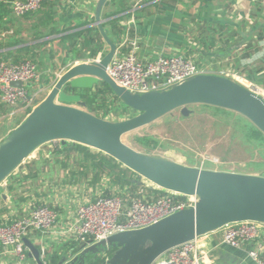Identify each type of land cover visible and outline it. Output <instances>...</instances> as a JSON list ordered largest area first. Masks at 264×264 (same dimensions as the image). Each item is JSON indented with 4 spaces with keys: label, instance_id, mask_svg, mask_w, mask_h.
Returning a JSON list of instances; mask_svg holds the SVG:
<instances>
[{
    "label": "water",
    "instance_id": "95a60500",
    "mask_svg": "<svg viewBox=\"0 0 264 264\" xmlns=\"http://www.w3.org/2000/svg\"><path fill=\"white\" fill-rule=\"evenodd\" d=\"M107 0H97L94 26L107 51L99 60H85L64 71L45 98L0 141V183L37 148L51 141L62 145L72 142L100 151L165 190L196 194L192 208L174 212L143 228L117 232L76 252H66L55 264H88L89 255L114 248L102 264H152L168 249L214 232L223 225L252 220L264 222V176L218 171L187 166L151 154L142 153L122 141V136L180 108L204 104L244 116L264 135V98L230 77L200 73L167 89L131 92L116 83L107 67L116 42L108 37L101 10ZM109 86L131 117L111 121L84 110L85 101L76 90H90L98 83ZM21 87L20 81L12 83ZM75 103L78 107L73 106ZM3 196V195H2ZM28 256L36 264H45L39 247L24 238Z\"/></svg>",
    "mask_w": 264,
    "mask_h": 264
},
{
    "label": "crops",
    "instance_id": "0c3cea01",
    "mask_svg": "<svg viewBox=\"0 0 264 264\" xmlns=\"http://www.w3.org/2000/svg\"><path fill=\"white\" fill-rule=\"evenodd\" d=\"M96 2L97 0H55L42 4L37 11L22 17L13 16L18 20H26L24 30L36 29L46 35L11 47H0V59L6 54L5 50L11 49L15 50V54L23 56L31 50L32 45H37L38 49L41 40L43 47L48 48H57L56 44L63 40L64 49L67 48V51L71 48L70 53L68 52L71 55L76 49L84 50L81 47V37L90 28H97L94 26ZM0 10L10 12L4 4H0ZM101 17L105 31L110 34L108 37L116 43L127 29L130 36L137 38V54L142 60L152 59L160 54L183 53L211 72L241 74L244 81H240L242 84H257L264 92V0H107L102 7ZM131 17L133 22H129ZM2 19L6 22L7 17L3 15ZM113 25L122 27L121 32L116 31ZM77 33L82 34L73 36ZM105 45L107 44L102 38V50ZM80 58L72 55L58 70H52L49 63L43 68H39L37 64L40 73V92L36 100L38 103L45 98L64 71L78 62L92 59ZM34 89V85L29 87L30 91ZM75 92L83 95L86 90ZM7 111V108L0 107V119L7 117ZM23 114L28 113L26 111ZM60 147L48 150L49 153L57 150L54 161L62 160L64 151ZM30 157L31 160L20 171L16 170L0 185V222L20 214L30 202L47 203L54 207L59 214L57 225L45 233L33 232L27 239L45 249L48 261L53 256L58 260L63 254L73 252L79 246L72 240L65 241L59 233L60 228L73 217L76 200L88 199L95 190L100 189L108 194L120 190V186L99 170L95 173H98V180L94 181L91 169L80 183L65 182L64 178L70 174L71 167L64 172L54 162V169L47 176L49 179L40 183L37 180L46 178L48 170H41L38 164L47 160L37 159L34 154ZM134 177L140 183V179L136 175ZM129 189L130 186L123 191L130 193L136 188ZM220 239L217 231L200 237L202 246L210 250L208 256L213 264H256L247 257L243 249L223 244ZM26 262L36 264L28 255ZM0 264H16V257L2 253L0 247Z\"/></svg>",
    "mask_w": 264,
    "mask_h": 264
},
{
    "label": "built area",
    "instance_id": "2783aa9c",
    "mask_svg": "<svg viewBox=\"0 0 264 264\" xmlns=\"http://www.w3.org/2000/svg\"><path fill=\"white\" fill-rule=\"evenodd\" d=\"M52 1L55 0H0V4L6 5L13 16L22 17ZM129 22H133V17ZM137 49V38L130 36L127 29L116 43L114 55L107 67L108 74L116 83L131 92L167 89L200 73L243 79L241 74L211 72L183 53L160 54L152 59L142 60L138 57ZM100 53L92 59L99 60ZM39 80L40 73L33 60L24 58L13 62L0 59V107L7 108L6 116L19 111L26 112L39 104L36 101L40 92ZM15 81H20L22 86L12 85ZM32 85L35 89L30 91L29 87ZM245 86L264 98L259 85L248 83ZM48 149L51 150L52 146L49 145ZM137 177L140 183L133 194L120 190L106 194L100 189L95 190L88 199L76 200L73 217L60 228L61 237L79 245L93 244L117 232L143 228L174 212L192 208L199 199L194 193L183 194L161 189L146 179ZM58 217V211L47 203L26 204L20 214L0 222L2 253L15 256L16 264H28V248L24 244V238L33 232H47L57 225ZM216 231L220 234L221 243L241 248L256 264H264V222L235 221ZM200 237L168 249L152 264H213L208 256L210 250L202 246ZM39 250L43 262L50 264L45 249L41 247Z\"/></svg>",
    "mask_w": 264,
    "mask_h": 264
},
{
    "label": "rangeland",
    "instance_id": "374dc122",
    "mask_svg": "<svg viewBox=\"0 0 264 264\" xmlns=\"http://www.w3.org/2000/svg\"><path fill=\"white\" fill-rule=\"evenodd\" d=\"M3 15L7 17V20L5 22L0 19V47H11L46 35L45 32H38L36 29L24 30L23 26L26 28V20L13 18V15L10 12L7 13L6 10L3 11ZM39 42L40 47L38 49L37 45H32L27 54L20 53L23 56L12 51L6 53L8 56L5 54L2 57L14 62L28 58L36 62L39 68L46 67L49 63L52 70H58L72 55H77L78 58L81 57L80 59H88L89 57L88 52H86L87 49L84 48V50L76 49L71 52L72 55L69 54L70 52L66 51L67 48L64 49L63 43L65 44V42L63 40L56 44L57 48L43 47L42 40ZM88 48H92L91 45H88ZM107 49L108 47L105 45L104 50L99 51L101 52L100 55L102 56ZM5 52L8 51L5 50ZM17 57L18 59H16ZM240 81L244 83L242 80H237L239 83ZM100 88L101 93H95V90L85 92L86 96L94 97V101L92 107H82L84 110L93 114H103L106 109L110 108V112L105 117L111 121L126 119L133 115L132 110H123L120 106L118 109H111L117 105V101H113L111 104L113 95L104 87L101 86ZM72 105L78 107L75 103ZM187 108L189 109L187 116L181 114L180 108L174 109L153 122L124 134L122 141L142 153L160 156L187 166L264 175V143L259 144V142L247 138L246 124L249 121L244 116L233 111L230 113L216 112L212 106L204 104H191ZM18 113L0 119V141L25 118L26 115L23 113L26 112ZM144 136L152 141L154 145L152 149L146 148L136 140V138ZM49 145L54 148L60 145V141L43 144L30 154V156L34 154L37 159L47 160L38 164L39 167L41 166V170L44 168L48 170L45 174L46 178L39 179L38 182L41 183L49 179L47 176H50V172L54 169L53 162L59 164L58 167L64 172L68 167H71V172L64 178V181L72 184L80 183L91 170L92 178L98 172L97 168L92 167V159L87 158L81 150L69 149L64 151L62 160L57 158L58 160L54 161L53 159L57 157V150L49 153ZM88 151L94 155V160L98 163L102 161V158L110 157L92 148H88ZM30 156L22 162L17 171H20L27 164V161L31 160ZM120 168L126 169L122 165ZM127 174L130 176L131 171H128ZM21 199L23 198L20 196V201H22ZM101 255L103 259L108 256L106 252Z\"/></svg>",
    "mask_w": 264,
    "mask_h": 264
},
{
    "label": "trees",
    "instance_id": "16d2710c",
    "mask_svg": "<svg viewBox=\"0 0 264 264\" xmlns=\"http://www.w3.org/2000/svg\"><path fill=\"white\" fill-rule=\"evenodd\" d=\"M2 16H3V10H0V19L2 18ZM106 25H107V23H106ZM113 27L118 32H121V30H122V27H118L116 25H113ZM106 33L108 34V36H110L108 31H106ZM81 34L82 33H77L73 36H79ZM81 38H82L81 47L84 49H87V52L89 54L88 56L90 58H94L97 55V53L102 50V36L99 33L97 28H94V30L92 28H90L88 31H86L85 35H83ZM72 44L75 45L76 43H72ZM88 45H91L92 48H88ZM70 50H71V48L68 49L67 52H69ZM12 51H15V50H10L6 53H10ZM101 86L104 87L105 89H107L113 95V98H111V104L113 101H117V105L114 104L115 106L112 107L111 109H113V110L118 109L119 106H120V108L122 107L123 110L127 109V107L124 106V104L121 103L119 101V99L113 94L112 90L109 88V86L107 84L100 82L97 85H95L94 86L95 93H101V88H100ZM91 90L92 89L86 90V91H91ZM81 96H82V99L86 103L85 106L86 107H88V106L92 107L94 97L90 98V97L86 96L85 93ZM213 108L216 112H224V113H230L231 112L230 110H226V109L219 108V107H213ZM29 112H30V109L27 111V113H29ZM109 112H110V108L106 109L103 112V114L95 113V115L99 116L101 118H105V116ZM246 132H247V138L249 140L259 142V144L264 143L263 133L261 131H259L251 122H248L246 124ZM136 140L148 149H152L154 147V145L152 144V141L146 136L136 138ZM60 146H61L60 148L62 149V151H68L69 149H75L76 151L81 150L82 152H84V154L86 155L87 158L90 157L92 159V161H93L92 167L97 168L100 172L105 173L108 177H111L112 181L115 184H117L118 186H120V191H123L125 188H127L129 186H130L129 190H134L136 188L133 192H130V194H133L135 191H137L138 186H139V181L136 179V177H134L136 174L131 171L132 175L130 174V176H129L127 174V172L130 170L127 168L126 169L120 168L121 164L119 162H117L115 159H113L112 157L107 156L108 157L107 159L102 158V161H100V163H98V162H95L94 155L88 151V147H86V146H82L80 144H76V143H72V142H68L64 145H62L60 143ZM97 180H98V173L95 174V176H94V181H97ZM113 250H114V248H111L109 250H106L105 252L108 255H110V253ZM74 252H76V248H75ZM55 257L56 256L51 257L50 264L56 263L57 258H55Z\"/></svg>",
    "mask_w": 264,
    "mask_h": 264
},
{
    "label": "flooded vegetation",
    "instance_id": "af4514ba",
    "mask_svg": "<svg viewBox=\"0 0 264 264\" xmlns=\"http://www.w3.org/2000/svg\"><path fill=\"white\" fill-rule=\"evenodd\" d=\"M101 254H95V255H89L90 257L88 258V264H102L103 258L100 256Z\"/></svg>",
    "mask_w": 264,
    "mask_h": 264
},
{
    "label": "bare ground",
    "instance_id": "6f19581e",
    "mask_svg": "<svg viewBox=\"0 0 264 264\" xmlns=\"http://www.w3.org/2000/svg\"><path fill=\"white\" fill-rule=\"evenodd\" d=\"M32 154V153H31Z\"/></svg>",
    "mask_w": 264,
    "mask_h": 264
}]
</instances>
